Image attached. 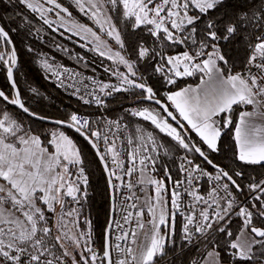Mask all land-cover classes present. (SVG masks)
<instances>
[{"label": "snow or ice", "instance_id": "6c2138e0", "mask_svg": "<svg viewBox=\"0 0 264 264\" xmlns=\"http://www.w3.org/2000/svg\"><path fill=\"white\" fill-rule=\"evenodd\" d=\"M17 2L34 16H21L15 29L0 17V264H173L190 248L203 264H264V178L248 171L264 168V0ZM36 20L108 61L109 80L47 58L41 67L98 109L127 93L123 117L54 119L33 110L17 86L12 34H31ZM191 77L195 86H180ZM65 128L94 152L120 216L109 219L99 248L91 221L80 227L89 162ZM137 185L154 191L139 196Z\"/></svg>", "mask_w": 264, "mask_h": 264}, {"label": "trees", "instance_id": "16d2710c", "mask_svg": "<svg viewBox=\"0 0 264 264\" xmlns=\"http://www.w3.org/2000/svg\"><path fill=\"white\" fill-rule=\"evenodd\" d=\"M61 2L67 6L71 3V0H61ZM21 16L33 18L34 14H31L23 5H20L17 0H11V2L0 0V17H3V22L7 24L8 27L15 29L21 20ZM73 16L83 23H91L87 18L83 17L82 14L75 10H73ZM35 29L41 30L39 35L36 34ZM12 35L19 58L18 66L14 73L17 86L23 98L28 101L33 110L53 117L54 119L64 118L72 112H77L82 115L100 114L116 118L125 115V110L132 104V98L127 93L116 94L108 98L107 111L103 108L95 110L65 96L48 81L39 64V60L43 58H47L54 64L73 66L86 73L96 75L105 81L109 80L108 75L103 72V67L108 66V63L92 55L88 50L77 46V44H75L77 40L74 37L71 40L67 39V34L61 37L58 32L50 31L46 25H42V22L38 20L34 22V28L31 34H26L25 30L21 28L19 32H15ZM29 48H31L32 51H29ZM77 56L84 57V61L78 62ZM85 64H87V67ZM195 80L196 78H189L179 83L180 86H184L185 83H194ZM6 86L5 70L3 67H0V87ZM31 89H36L39 95L33 98ZM125 122L127 123L126 120ZM137 122L138 121L133 118V122L129 124V129H134ZM65 131L67 134L74 137L78 145L84 150L86 159L89 162L90 183L88 186V199L81 217H86L91 221L95 242L97 246L100 247L103 243L109 215V195L106 178L89 146L78 136L72 134L68 130ZM229 143V140L225 139V149L228 148ZM227 154L230 155V153ZM220 159H222V157L218 158V162ZM224 162L228 163V161ZM172 171L175 175L177 171L175 165H172ZM248 171L249 174L256 178H264V168L252 166ZM177 236H179L178 232ZM200 251H203V249ZM192 260H201L200 253L194 248L186 249L182 256L173 258V264H189Z\"/></svg>", "mask_w": 264, "mask_h": 264}, {"label": "built area", "instance_id": "2783aa9c", "mask_svg": "<svg viewBox=\"0 0 264 264\" xmlns=\"http://www.w3.org/2000/svg\"><path fill=\"white\" fill-rule=\"evenodd\" d=\"M58 66H59V65H58ZM63 66H67V67L70 68V69H74V70H76V71H79L80 73H82L83 77H89V76H92V77H94V78L97 79V80H100V79H101L100 77H98V76H96V75L86 73V72H84L83 70L78 69V68H76V67L68 66V65H63ZM51 80H52V82L54 83L55 87H56L59 91H61L65 96L70 97V98H72V99L78 101V102H79L80 104H82V105H85V104H83V103L81 102V100L79 99V97H78L77 95H74V94H73L74 89H72V88L60 87V86H59V81L56 79L55 76H52V75H51ZM85 106H88V107H90V108H92V109H95V110L98 109V108L96 107V105H94V104L85 105ZM81 115H82V114H81ZM83 116H85L86 118H88V119H90V120H92V121H94V122H95L96 120H103V119H113V118H116V117H110V116L100 115V114L83 115ZM124 123H126V122L124 121ZM96 127H97V125L94 123V124H93V128L95 129ZM100 127L103 128V125H101ZM137 176H138V174H135V175L131 178L134 184H135V182H136ZM198 183H199V185H200V187H201V191H202V192L205 191V190L209 187V184L207 183V177H201V178H199ZM140 187H143V186H139V185H137V187L134 189V191L136 192L137 195H139V196H144V195H145V188L143 187L144 191L141 192V191L138 190ZM120 199H121V198H120V196L118 195V196H117V202H119ZM114 215H115V218H116V219H119V218H120L119 213H114ZM177 218H178V220L180 221V225L182 226V219H181L179 216H177ZM233 219H235V217H234ZM127 227H129V226H126V228H127ZM116 234H119V233H118V232L114 233V236H115ZM92 236H93V235H92ZM114 236H113V239H114ZM93 241H94V243H95V246H96L97 248H99V247L97 246L96 242H95V238H94V236H93Z\"/></svg>", "mask_w": 264, "mask_h": 264}, {"label": "rangeland", "instance_id": "374dc122", "mask_svg": "<svg viewBox=\"0 0 264 264\" xmlns=\"http://www.w3.org/2000/svg\"><path fill=\"white\" fill-rule=\"evenodd\" d=\"M61 31H63V29H61ZM67 34V33H66ZM68 35V34H67ZM77 41H78V37H74ZM77 41L75 42V44H77V46H79V44L77 43ZM86 50V49H85ZM92 55H95V56H97L94 52H91V51H89ZM98 57V56H97ZM100 58V57H99ZM44 59V58H43ZM102 59V58H101ZM42 59H40L39 60V64H40V66H41V63H40V61H41ZM104 60V59H103ZM105 62H107L108 64H109V62L108 61H106V60H104ZM49 62L50 63H52L50 60H49ZM54 64V63H53ZM54 65H56V66H58V65H63V64H54ZM43 69V68H42ZM43 71H44V73H45V75H46V77H47V79H48V81L55 87V85H54V83L52 82V80H51V73H49V72H46L44 69H43ZM186 79H189V78H186ZM56 88V87H55ZM50 127V126H49ZM69 135V134H68ZM72 139H74V137H72L71 135H69ZM74 141H76L75 139H74ZM77 142V141H76ZM144 188H145V193H151V192H153L154 191V189H153V187L152 186H149V185H144L143 186ZM85 206V205H84ZM85 208V207H84ZM83 220H84V218H82L81 217V225H80V227L81 228H87V226L86 225H84L83 224ZM176 229H177V232H178V235H180V229H181V225H180V221L178 220V218H176ZM91 231H92V227H91ZM92 235H93V233H92ZM201 261V264H203V261L202 260H200Z\"/></svg>", "mask_w": 264, "mask_h": 264}, {"label": "water", "instance_id": "95a60500", "mask_svg": "<svg viewBox=\"0 0 264 264\" xmlns=\"http://www.w3.org/2000/svg\"><path fill=\"white\" fill-rule=\"evenodd\" d=\"M18 66V65H17ZM17 69V68H16ZM16 69L14 70V73L16 71ZM64 130H68L70 131L72 134L78 136L82 141H84V139L79 136L75 131L74 129H68V128H65ZM86 143V141H84ZM87 144V143H86ZM90 148V146H89ZM91 149V148H90ZM93 152V151H92ZM94 153V152H93ZM95 155V154H94ZM96 157V156H95ZM102 168V167H101ZM103 170V169H102ZM104 173V172H103ZM104 176H105V173H104ZM108 186V185H107ZM108 195H109V215H108V221H107V225H108V222H109V219L114 215V213L111 211V208H112V201L110 199V194H109V188H108ZM107 225H106V228H107ZM105 232H106V229H105ZM104 236H105V233H104ZM103 241H104V238H103Z\"/></svg>", "mask_w": 264, "mask_h": 264}, {"label": "crops", "instance_id": "0c3cea01", "mask_svg": "<svg viewBox=\"0 0 264 264\" xmlns=\"http://www.w3.org/2000/svg\"><path fill=\"white\" fill-rule=\"evenodd\" d=\"M191 78H195V77H191ZM196 83H198V80H197V79L195 80V82H194V83H190V84H192L193 86H195V85H196Z\"/></svg>", "mask_w": 264, "mask_h": 264}]
</instances>
